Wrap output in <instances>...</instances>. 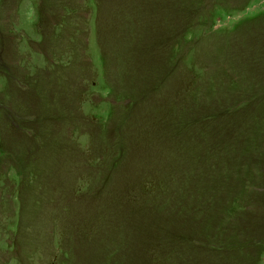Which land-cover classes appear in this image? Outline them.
<instances>
[{
  "label": "rangeland",
  "instance_id": "rangeland-1",
  "mask_svg": "<svg viewBox=\"0 0 264 264\" xmlns=\"http://www.w3.org/2000/svg\"><path fill=\"white\" fill-rule=\"evenodd\" d=\"M0 264H264V0H0Z\"/></svg>",
  "mask_w": 264,
  "mask_h": 264
}]
</instances>
